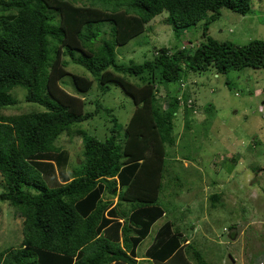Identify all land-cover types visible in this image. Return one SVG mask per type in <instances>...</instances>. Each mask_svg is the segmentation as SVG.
<instances>
[{
	"label": "trees",
	"instance_id": "1",
	"mask_svg": "<svg viewBox=\"0 0 264 264\" xmlns=\"http://www.w3.org/2000/svg\"><path fill=\"white\" fill-rule=\"evenodd\" d=\"M251 1L0 0V111L17 104L10 92L16 86L26 90L27 102L44 107L0 113V201L22 218L21 241L0 251V264L141 263L138 246L168 214L158 202L173 155L167 148L205 120L195 115L210 111L187 90L200 83L185 82L186 75L264 67V39L239 45L208 35L221 8L246 15ZM163 11L175 43L161 45L142 62L135 55L118 59L116 46L129 44ZM200 21L203 40L180 43ZM66 58L89 76L68 72ZM66 75L74 93L61 85ZM170 83L177 84L175 92ZM94 85L103 95L118 86L131 98L126 123L99 99L85 108L94 102L86 99ZM101 110L110 122L104 139L77 128ZM177 124L182 133L174 132ZM61 134L81 138L80 160L72 168L68 151L56 144ZM221 195H205L207 210L223 204ZM180 218L178 227L168 219L155 231L143 255L150 264H192L191 256L208 264L197 249L189 251L192 242L181 246L186 239Z\"/></svg>",
	"mask_w": 264,
	"mask_h": 264
},
{
	"label": "rangeland",
	"instance_id": "2",
	"mask_svg": "<svg viewBox=\"0 0 264 264\" xmlns=\"http://www.w3.org/2000/svg\"><path fill=\"white\" fill-rule=\"evenodd\" d=\"M251 9L250 13L241 15L221 8V15L209 26L208 35L218 41L239 45L252 39H264V0H252ZM166 16L167 12L163 11L150 20L146 30L129 44L116 46L117 58L126 60L123 55L129 59L130 55H135L132 59L142 62L151 58L161 45L174 44L172 27L163 21ZM202 31L200 21L187 29L179 41L185 44V40L193 43L203 40ZM135 43L140 46L130 49ZM68 58V72L89 76ZM63 80L64 89L74 93L70 75ZM191 81H198L200 86L197 89L189 86L187 90L198 99L200 106L207 105L210 111L204 112V116L195 115L197 120H205L193 124L191 131H184L179 124L174 128L175 133L184 132L183 137L176 139L174 147L167 148L173 155L167 157L168 171L158 200L168 212L162 221L175 219L174 222H178L183 216L182 220L187 224L199 223L201 230L195 233L186 231L192 238L189 251L194 254L197 249L208 264H260L264 261V67L224 74H216L213 69L202 74L189 72L185 82ZM170 85L175 92L177 84ZM10 92L17 104L3 108L1 114L44 110L39 104L24 99L26 90L23 87L16 86ZM88 94L87 101L94 102L88 103L86 109L95 107V101L99 99L100 104L114 108L120 123L128 121L134 105L120 87L111 85L109 92L103 95L94 85ZM108 125V117L101 110L77 128L104 139ZM57 139L56 144L69 153L70 168L76 166L82 148L80 136L74 135L70 139L61 134ZM232 157L237 161L231 160ZM2 183L0 175V192ZM213 192L222 194L223 204L210 211L204 197ZM162 221L152 227L153 232L138 246V253H143L150 245ZM232 224H235L234 229L230 228ZM21 227L22 218L16 215L14 208L6 201H0V251L19 245ZM230 232L237 233L236 238H231ZM231 254L236 261L232 260ZM189 259L192 264H200L194 256Z\"/></svg>",
	"mask_w": 264,
	"mask_h": 264
},
{
	"label": "crops",
	"instance_id": "3",
	"mask_svg": "<svg viewBox=\"0 0 264 264\" xmlns=\"http://www.w3.org/2000/svg\"><path fill=\"white\" fill-rule=\"evenodd\" d=\"M260 168H262L261 166H260ZM264 169V168H263ZM234 172V171H233ZM259 177H260V173H259V175H258ZM168 214H166V215H164V216H162L161 218H159L158 220H156L154 223H153V226L159 221V220H163V218L164 217H166ZM168 219H165L164 221H162V223L158 226V228H157V230H155L156 232L158 231V230H160V227L162 228V224H165L166 223V221H167ZM180 224V222H174V226H173V229L175 228V227H178L177 225H179ZM182 224H185V226H183L181 229H179L180 231H181V233H182V236L183 237H185V239H186V241H184V243L183 244H181V246L182 245H184V246H186V243L188 242V241H190V242H192V238L188 235V233H186V231H189V232H193V233H195V232H197V231H199V230H201V228H200V226H199V223H197V222H195V223H191V224H193V225H189V227L190 228H188L187 227V223H185L184 221L182 222ZM152 226V227H153ZM173 233H174V231H173ZM170 234H172V233H170ZM164 236H167V233H165V235ZM231 238H233V237H231ZM235 238H236V236H235ZM165 241H166V239H165ZM223 241V240H222ZM141 244V243H140ZM149 247V246H148ZM147 247V248H148ZM147 248L145 249V251L143 252V253H138L137 255V257H136V260H138L139 262H141L140 264H150L148 261H147V259H145V257L143 256L144 255V253L146 252V250H147ZM138 249V248H137ZM232 255V254H231ZM232 257V260L233 261H236L237 259H235V257L232 255L231 256Z\"/></svg>",
	"mask_w": 264,
	"mask_h": 264
},
{
	"label": "built area",
	"instance_id": "4",
	"mask_svg": "<svg viewBox=\"0 0 264 264\" xmlns=\"http://www.w3.org/2000/svg\"><path fill=\"white\" fill-rule=\"evenodd\" d=\"M262 264H264V261L262 262Z\"/></svg>",
	"mask_w": 264,
	"mask_h": 264
}]
</instances>
